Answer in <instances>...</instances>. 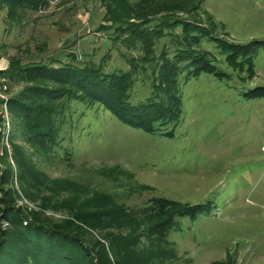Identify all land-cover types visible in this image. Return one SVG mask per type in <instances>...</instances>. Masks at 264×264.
Listing matches in <instances>:
<instances>
[{
    "label": "rangeland",
    "instance_id": "obj_1",
    "mask_svg": "<svg viewBox=\"0 0 264 264\" xmlns=\"http://www.w3.org/2000/svg\"><path fill=\"white\" fill-rule=\"evenodd\" d=\"M126 1L114 0V12H130L129 6L138 0ZM150 2L168 22L188 18L235 42L264 41V0ZM106 3L43 0L34 7L14 8L0 3V70L8 72L12 62H50L53 58L57 66L70 56L106 73L133 68L130 100H144L157 82L154 73L150 66L139 69L138 59L133 67L129 61L130 56L143 54L142 41L128 38L129 32L120 33L104 20ZM181 29L180 24L166 26L156 38L151 56L155 63L171 50L173 40L181 38ZM197 46L212 52L228 74L219 78L200 72L187 79L184 72L176 75L180 114L172 136L127 125L100 104L69 98L61 102L59 145L53 151L36 152L18 138L14 144L49 181H65L55 184L66 186L61 191L67 196L78 193L81 200L93 191L105 192L133 215L140 214L154 198L180 205L204 204V211L197 215L173 217L164 244L149 238L141 225L136 249L145 256L143 264L226 260L264 264V96L245 95L253 87L264 86V47L254 48L249 73L244 65L240 70L228 63L214 40L202 38ZM25 82L0 73V168L9 163L17 170L8 99ZM4 147L6 157L1 152ZM4 186L16 190V205L40 209L38 201L24 195L15 177ZM81 186L89 191L80 193ZM43 209L57 219L68 217L64 210ZM91 234L98 236L93 230ZM162 247L172 249L174 257L161 254ZM133 257L135 261L136 253Z\"/></svg>",
    "mask_w": 264,
    "mask_h": 264
},
{
    "label": "trees",
    "instance_id": "obj_2",
    "mask_svg": "<svg viewBox=\"0 0 264 264\" xmlns=\"http://www.w3.org/2000/svg\"><path fill=\"white\" fill-rule=\"evenodd\" d=\"M42 1L0 0V3L14 8L17 5L34 7ZM150 1L138 0L129 6L130 12L125 10L122 15L114 12L111 6L114 0H108L104 15V20L120 33L129 32L128 38L142 41L143 54L137 58L130 56L129 61L133 67L134 59H138L139 69L150 66L149 70L154 73L157 82L153 83V91L144 100H130L135 79L133 68L106 73L93 64L75 62L70 56L67 61H58L57 66L52 64L56 61L53 58L50 62H12L8 72L0 70L11 79L26 80L8 99L12 118V157L17 170L9 163L7 168H0V264H143L145 256L136 249L141 225H145L143 233L149 238L155 237L164 244L166 231L176 216L197 215L204 211L205 206L201 203L180 205L167 198H154L140 214L133 215L105 192L93 191L81 200L78 193L67 196L61 191L67 187L55 184L65 181H49L47 175L35 167L30 156L14 144L18 138L33 146L36 152L53 151L59 145L57 122L63 111L61 102L69 98L100 104L127 125L172 136L180 114V98L174 87L176 75L184 72L187 79L200 72L219 78L228 74L217 65L212 52L197 46L202 38L214 40L228 63L238 65L240 70L246 66V71L252 72L253 50L258 45L264 47V41L235 42L218 36L201 21L188 18L168 22ZM178 24L182 27L181 38L173 40L171 50L161 56L158 64L155 63L151 56L156 38L161 37L166 26ZM245 95L264 96V86L253 87ZM1 152L6 157L7 148ZM13 177L28 199L38 201L40 209L27 210L16 205V190L4 186ZM87 188L81 186L80 193H87ZM43 208L64 210L68 217L54 218L45 214ZM91 230L97 233V238ZM160 252L168 258L174 257L172 249L162 247ZM212 264L234 262L226 260Z\"/></svg>",
    "mask_w": 264,
    "mask_h": 264
}]
</instances>
